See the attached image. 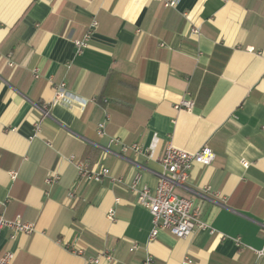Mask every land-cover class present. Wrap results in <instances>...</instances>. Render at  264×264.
<instances>
[{
  "label": "crops",
  "instance_id": "obj_1",
  "mask_svg": "<svg viewBox=\"0 0 264 264\" xmlns=\"http://www.w3.org/2000/svg\"><path fill=\"white\" fill-rule=\"evenodd\" d=\"M59 82L86 103L42 117ZM185 98L190 110L174 107ZM167 144L213 151L175 189L213 233L148 240L130 183L155 187ZM70 156L109 176L79 177ZM0 214L33 226L0 230L14 264H85L101 251L112 257L97 264H264V0H0Z\"/></svg>",
  "mask_w": 264,
  "mask_h": 264
},
{
  "label": "built area",
  "instance_id": "obj_2",
  "mask_svg": "<svg viewBox=\"0 0 264 264\" xmlns=\"http://www.w3.org/2000/svg\"><path fill=\"white\" fill-rule=\"evenodd\" d=\"M164 6H174L177 0H160ZM97 25L96 21H93L91 26L94 28ZM193 33H197L198 30L193 28ZM92 30H88L80 38L75 39L74 46L76 52L81 53L84 48L87 47L91 38ZM7 64L12 66L13 64L7 59ZM193 100L185 98L178 104L175 103V108H184L190 110L193 107ZM85 105L86 101L74 100L68 94L65 86V82H59L54 88V95L49 104H42L38 106L42 117L49 115V108L52 105L57 104H74ZM109 113L105 112V118L103 121L97 123L96 134L105 135V127L109 120ZM39 120L34 122V130L37 133ZM117 142L116 139L111 138L110 143ZM121 144L123 151L132 149L135 153H143V150L135 144L125 145ZM214 153L208 146H202L195 152H187L176 148L173 144H167L162 155L159 158V163L162 168V172L157 174V183L153 189L149 186L137 187L139 174H136L130 183V188L135 192L136 202L146 209L151 216L152 228L149 233L148 240L156 238L159 231L167 230L173 236L177 238H183L188 236L193 229L198 228L206 230L209 233H213L212 229L206 222L200 218V210L198 207L193 206V202L190 198L178 196L175 189L183 187L187 179L189 178L190 170L194 163L201 165H208L214 159ZM69 160L74 164L79 177L84 179H91L93 181H99L102 177L109 176V170L105 167L99 170H92L89 167L87 160H78L74 156H70ZM243 166H247L246 161H242ZM14 177L15 174L12 173ZM56 176H50L46 178L47 182L55 179ZM115 180V179H113ZM116 181H119L116 180ZM209 187L204 188V192H208ZM112 215V213H110ZM7 228L12 232L31 233L33 226L31 223L22 222L19 219H7L0 214V230ZM264 237V236H263ZM137 248L136 244L130 246V250L133 251ZM74 253H81L80 251L73 250ZM258 257H264V247L256 251ZM15 254L10 251H5L0 254V264H14ZM101 257L111 259L112 256L107 251H101L95 257L87 258L85 264H97ZM152 256L147 255L141 264H152ZM193 260L189 256H184L181 264H192Z\"/></svg>",
  "mask_w": 264,
  "mask_h": 264
}]
</instances>
